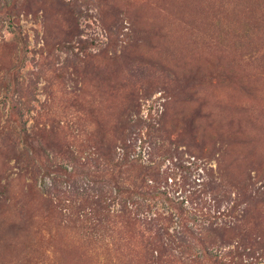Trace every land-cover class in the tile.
<instances>
[{"label":"rangeland","instance_id":"rangeland-1","mask_svg":"<svg viewBox=\"0 0 264 264\" xmlns=\"http://www.w3.org/2000/svg\"><path fill=\"white\" fill-rule=\"evenodd\" d=\"M13 1L22 0L0 6ZM126 119L132 131L116 132ZM43 124L60 128L45 138L40 163L16 134ZM125 139L131 164L117 171L149 169L158 181L146 183L162 194L142 202L140 219L166 217L169 238L181 244L179 221L196 236L211 224L232 226L247 209L222 243L205 247L215 261L264 264V0H34L31 11L0 14V186L8 187L0 264H109L100 248L118 264H146L144 248L157 238L120 220L90 232L97 185L85 176L67 183L63 171L73 152L91 156L100 141L122 164ZM96 165L108 184L100 201L117 214L125 177ZM72 212L90 243L61 227ZM186 236L189 258L202 260ZM174 253L171 264H180Z\"/></svg>","mask_w":264,"mask_h":264},{"label":"trees","instance_id":"trees-1","mask_svg":"<svg viewBox=\"0 0 264 264\" xmlns=\"http://www.w3.org/2000/svg\"><path fill=\"white\" fill-rule=\"evenodd\" d=\"M101 1L105 2L106 0H101ZM32 4L34 6V0H22L19 4H16L14 1L12 3H6L0 6V14L2 13L7 14L10 12H14V11H17L19 8L23 10L31 11L33 7ZM109 9L113 11L114 7L111 6ZM70 10L74 11V3L69 5L68 13L70 12ZM77 13H79L78 10H77ZM16 40L20 41V38L16 37ZM122 115L123 116L126 115L127 117H129V114H127V111H123ZM195 115L198 116L199 114H195ZM126 120L128 121H124V123L119 122V124L115 126L116 132L121 131V130L123 131V129H126V128L129 129L135 126L133 125L134 123H131L129 119H126ZM59 128H60L59 125L57 127L49 126L48 128L45 124L36 125L35 129L31 130V133H27L26 129L22 128L20 129V132L16 134V138L20 140L22 144H24L27 148L29 147L32 153L36 154L37 157H39L40 163H43L44 158H45L44 161L45 160L47 161V155L44 154L42 146L45 145L46 147H50V144L47 142L45 138L54 137V135L58 132ZM131 131L132 129L128 130V132H131ZM75 133H76V136L79 137L78 136L79 132H77V130ZM121 143H122V147H119V148L122 150V157H121L122 158L121 161H123L122 164L119 162L117 163L113 162L116 151L113 150L112 145L108 141H103V142L100 141V146L95 145L92 147V151L90 152L91 156L83 157L81 154L77 153L76 155L73 152V154L71 155V163L68 164L70 171L68 172L67 168H64L63 170L67 178V183L72 182V181H78V179H76L77 177L80 178V177L85 176L89 178V182H92L93 184L97 185V189H95L94 186H92L91 188L92 192L96 193L97 199H94V200L92 199V201L90 200L92 203L91 204L92 206L90 208L92 212L90 216H92V213H93V216L95 217V218H92L94 223L92 224L91 222L90 224L91 227H88V229H90V232L93 231L97 233V231H99L100 233L101 231L99 229L103 227V223L108 224L110 222H116L120 220L121 222H125L126 225H129V226L134 225L136 229H138L140 232L142 231V233L146 234L147 236H154L155 238H157L156 241L155 242L148 241V243L146 244L144 248V250L146 251V254L149 255L147 259L148 263L146 262V264H171L170 258L175 257L174 252L176 251L182 255V257H180L176 254L178 256V262L180 264H242L241 261L239 263L234 262L233 258H230L228 262L226 261L219 262V261L212 260L205 245L213 248V247H217L220 243H222L227 236V234L224 233L225 230L226 231L228 230L227 233L233 232L236 228H238L237 224L244 223L245 217L248 214L247 209L242 210V214L240 218H236L235 223L232 226H226V224L224 223L221 226L213 227V225L211 224L208 227L198 230V234H197L198 236L197 235L195 236L194 235L195 232H191L185 226V224L179 221L177 223V227L180 229V231L178 232L175 231V235L178 236V234H180L179 237L181 240V244H176L175 240L169 238L172 235H169L167 233V228H168L167 225L169 224L168 223L169 219H167L166 217H162L161 215H158V214L152 218L144 217L140 219L138 217L141 211L145 209V206H143V203H142L143 201L147 199H157L162 194L157 190L158 188H156L155 186H150L146 183L147 179L155 181V182L158 181L155 174H153L149 169H146L145 167L141 165L135 166L133 164L132 166L135 168L131 167L128 170L123 171V172L121 170L117 171V169H119L121 165L125 167H128V166L130 167V164H131V161L128 160V156H129V152L132 149V146L131 144L128 145L126 143V139L122 140ZM81 159L86 160L87 162L86 165H84V163L82 164L80 163ZM98 160L102 161L103 167L107 168L106 175L108 173L112 174L113 171H116V173L118 174L120 178H122V175L125 177L123 181L121 180V183H123L122 186L119 187V189H121V191H119V194L125 192V196L124 197L121 196L120 198V200H123V201H121L119 204L121 208L117 211L118 212L117 214H110V211L108 209L109 205L108 204L104 205L103 204L104 202L100 201V199H102L104 195L103 191L107 189L108 184L106 183V181L102 179L103 175L98 174V173H101V170L98 169L96 165V162ZM83 165L88 166L87 167L88 170L86 173L83 172ZM92 168L95 170L92 171L91 170ZM57 169L60 170L61 168L57 166ZM110 170L112 172H110ZM129 172H133V174H129ZM126 174H129L130 176H126ZM121 183L119 182V184ZM185 185H186V181L183 182V188ZM207 187L208 185L207 186L205 185V188H203L201 190V193L199 194L194 193L193 195L195 196V198H193L192 201H196L197 203L201 199L200 197H197L198 195L202 194L205 196L209 191L208 189H206ZM75 188L77 187H74L73 189ZM56 192H57V188L55 187L53 188V195ZM67 194H70V193L67 192L66 195ZM7 195H8V187L0 186V197L1 198L3 197V200H6ZM78 195L80 196L82 194H78ZM257 197L263 198L264 193L263 192L257 193ZM134 198L136 199L135 201H133ZM107 199L108 197L105 198V201ZM124 199H127V200H124ZM138 200H140V203L138 202ZM127 202H129L132 206H135V209L134 210L129 209V205L127 204ZM197 205H199V203ZM77 208L81 211L80 204L79 206H77ZM174 208L176 211L180 212L179 208H176V207ZM87 215L88 214L84 216L85 222H87V219H89ZM72 216L75 219L72 218ZM179 216H180V213H179ZM80 217H81L80 213L72 212L71 218L69 216L68 218L69 222H67V224H70V227L66 226L65 224H64V227L61 224V227L63 228V230L66 228V229H69V231L74 232L77 238L86 237L88 233L85 231V227L83 226L84 221L81 220ZM62 223H63V220H62ZM105 232L107 233L106 227H105ZM185 235H189L190 238L192 237L194 241H196L198 244L201 245V250H202L201 253L203 254L201 255L202 260H200L199 257L189 258L191 255L187 251L189 250L190 252L191 247H189L187 243L188 241L191 242V239H188L186 236L188 240L187 239L184 240ZM166 238H168L167 242L161 241L163 239H165L166 241ZM86 239H87V242L90 243L91 239L87 237ZM97 241H100V240L94 239L93 242H97ZM246 241H248V237L246 235H243V237L241 238V243L242 242L244 243ZM235 249L237 250V247H235ZM100 251H101V254L102 253L108 254V258L105 259L106 263L108 262L109 264H116V263L118 264L120 262L119 258L116 255H114L116 253H112L113 251L109 250L108 248L107 249L100 248ZM116 252H118V249ZM185 254H188V255L185 257V260H184L183 256H185ZM112 256L113 258L116 257V261L115 259L112 258ZM252 257L253 256H250V258Z\"/></svg>","mask_w":264,"mask_h":264}]
</instances>
